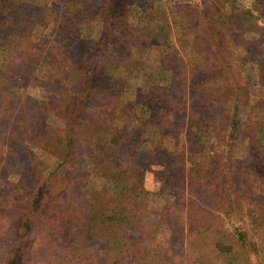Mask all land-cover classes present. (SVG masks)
Listing matches in <instances>:
<instances>
[{
  "label": "trees",
  "instance_id": "16d2710c",
  "mask_svg": "<svg viewBox=\"0 0 264 264\" xmlns=\"http://www.w3.org/2000/svg\"><path fill=\"white\" fill-rule=\"evenodd\" d=\"M99 1L92 14L84 0H0V31L13 47L0 63L10 78L0 83V156H21L22 147L31 157L16 178L23 187L46 156L58 158L42 182L20 188L25 232L8 264L18 263L26 234L37 231L69 234L52 264H264V100L247 97L240 69L245 60L255 63L264 89L258 16L251 8L227 14L218 0ZM86 14L99 18L84 37L75 19ZM189 16L199 22L193 51L185 59L164 44L159 65L169 72V90L143 92L148 40L156 32L180 39ZM40 63L46 73L38 77ZM32 77L47 93L36 104L25 90ZM135 105L147 114L141 124ZM60 120L62 136L48 141L42 123ZM84 129L89 149L79 152ZM238 145L251 155L240 169ZM20 163L12 165L19 171ZM112 169L126 180L108 197L97 182ZM147 170L174 191L157 222L141 214ZM134 197L135 207L126 208ZM0 214L6 220L2 206Z\"/></svg>",
  "mask_w": 264,
  "mask_h": 264
},
{
  "label": "rangeland",
  "instance_id": "374dc122",
  "mask_svg": "<svg viewBox=\"0 0 264 264\" xmlns=\"http://www.w3.org/2000/svg\"><path fill=\"white\" fill-rule=\"evenodd\" d=\"M37 3H40L41 0H34ZM88 2L85 8L90 5V11L93 14L94 12L98 13L101 10L104 2L99 5V0H84ZM184 2H188L189 0H183ZM192 1V0H191ZM218 6L225 11L227 14H232L238 12L239 9L243 8H251L254 13L258 16V23L261 28H257L258 37L260 43L264 47V0H218ZM173 5V2L167 3ZM221 4V5H220ZM94 5V6H92ZM190 6V5H188ZM191 13V12H190ZM92 14H86L85 16H79L75 19V22L78 25V29L80 28L81 33L84 37L89 36L90 31L93 29L95 25V21L98 20L99 16H93ZM190 17V16H189ZM189 25L188 28L183 30V35L178 39L177 35L174 33L172 39L168 36H160L158 32H156L155 36L150 37L148 40L150 48L148 49L147 55H149L148 60L144 59V68L147 70L148 74L142 77V82L140 83L141 89L143 92H155L156 87H164L166 91H168L167 82L169 81V72L168 70H163L160 67V55H165L163 53L164 44L170 43L175 48H179L182 52V56L187 59L186 56L189 52L193 51V45L196 44L192 40V33L199 25V22L194 18L190 17L188 19ZM171 29L178 33V26L172 25ZM11 38L6 36L2 31H0V63L7 59L9 53H12V44ZM199 43V42H198ZM160 45V46H159ZM249 44L247 43L245 46H239L240 50L249 49ZM238 50V49H236ZM251 55V53H250ZM241 69L242 82L245 86V93L247 97L250 99H261L264 100V89L263 86L258 82V73L257 67L255 63L251 61L245 60L243 62ZM76 72L80 71L76 69ZM112 69L106 74L105 79L108 80ZM46 73V67L43 63H40L36 69V76L40 77ZM29 79V82L25 86V90L30 98L33 100L34 104L39 100H44L46 98V88L41 86V83H37L36 79ZM10 78L9 74L4 71V68L0 65V83H9ZM171 91V89H170ZM142 92V93H143ZM135 113L138 118V124L145 122L147 118L146 111L141 108L140 105H135ZM89 107V106H88ZM90 108V107H89ZM91 109V108H90ZM244 119L243 127L248 126L247 119L245 115L241 116ZM249 127V126H248ZM41 130L47 134V140L53 141L55 138L62 136L64 130V121L60 120L56 123L49 124L48 122H43L41 125ZM49 135V136H48ZM81 135V144L79 143L77 150L79 152H85L89 149L88 138L89 132L87 129L83 130ZM185 141V138H184ZM19 145V144H18ZM222 144H217V148H222ZM240 149V152H237V156H239L236 162V168L240 169L247 159V156H251L247 150L242 151L240 145L236 147V149ZM21 149V150H20ZM17 148L16 152L21 156H0V206L3 207L4 211H7L6 220L3 215L0 214V264H8L13 258V246L16 244L18 239L19 232H22V237L24 235L25 230L19 229L20 223L17 218L20 213V204L17 202L16 198L20 195V188L23 187L17 182V175L19 173L25 174L28 172V168L25 166L31 159L27 153L22 152L23 148ZM241 152H243L241 154ZM21 153V154H20ZM18 159L21 161L20 167L18 169L14 167L13 160ZM29 160V161H28ZM4 162H8L10 167L6 168V164L3 165ZM82 163V162H81ZM58 164V158L56 156L48 155L46 156L45 166L39 171L32 172V179L26 180L24 187L31 188V182H42L44 178L47 176L49 172H51L56 165ZM85 170H90V165L86 161L82 164ZM75 175V174H74ZM73 175V176H74ZM64 178V177H63ZM97 180V179H96ZM126 180L125 175L120 170H111L108 174L106 180H100L97 182L98 188H100V193H103L110 197L112 193L117 192V186L119 185V181ZM81 182V178L77 180ZM160 180L156 177L152 170H147L145 173V179L143 183V187L145 189L147 197H141L140 201L145 207L142 211V217L149 222H157L162 207L171 201L174 198L173 189H163L162 185L159 182ZM66 188L62 192H66L68 190V182L65 184ZM23 187V188H24ZM99 194V193H98ZM11 195L12 200L7 196ZM98 195L93 193L91 198H96ZM15 198V199H14ZM106 206L110 208L112 206V199L109 198ZM104 200V199H102ZM259 199H257L258 201ZM252 201V200H251ZM136 202V197L132 199V203L126 204V208H134V203ZM252 202H256L255 200ZM21 203V202H20ZM102 204H105L104 201ZM105 206V205H104ZM103 206V207H104ZM99 211L103 210L102 208L98 209ZM102 214V213H101ZM100 214V215H101ZM98 215V216H100ZM24 245L20 254V260L17 264H52L55 261V258L61 257L64 251V239L69 238V234H65L62 237H58L56 234L50 233V237L43 235L40 232H35V236L33 237L31 233H27L25 236ZM64 238V239H63ZM99 239H103L99 237ZM176 247V246H175ZM174 247V248H175ZM173 251L178 252V250ZM14 260V259H13ZM131 259L124 261L123 264H131ZM255 262V261H253Z\"/></svg>",
  "mask_w": 264,
  "mask_h": 264
}]
</instances>
